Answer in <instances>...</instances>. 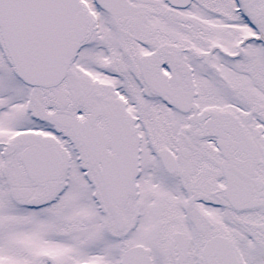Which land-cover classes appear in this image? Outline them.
I'll return each mask as SVG.
<instances>
[{"label": "snow or ice", "instance_id": "1", "mask_svg": "<svg viewBox=\"0 0 264 264\" xmlns=\"http://www.w3.org/2000/svg\"><path fill=\"white\" fill-rule=\"evenodd\" d=\"M0 264H264V0H0Z\"/></svg>", "mask_w": 264, "mask_h": 264}]
</instances>
